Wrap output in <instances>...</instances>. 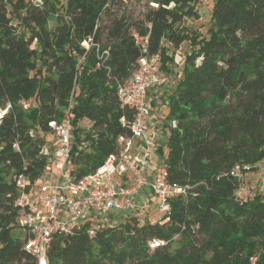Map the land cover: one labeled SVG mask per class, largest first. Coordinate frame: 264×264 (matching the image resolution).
Segmentation results:
<instances>
[{"label":"trees","instance_id":"1","mask_svg":"<svg viewBox=\"0 0 264 264\" xmlns=\"http://www.w3.org/2000/svg\"><path fill=\"white\" fill-rule=\"evenodd\" d=\"M126 4L0 0V109L10 106L0 119V264H35L15 203L19 179L28 191L50 164L49 123L68 112L70 173L93 174L119 138L132 136L135 113L120 105L117 85L141 57L158 56L169 76L170 50L183 44L190 51L166 97L177 127L168 130L162 168L185 196L169 199L168 214L152 224L128 215L93 236L90 222L55 234L47 264H264V196L240 198L235 182L216 180L236 165L254 171L264 159V0H212L207 37L184 24L199 18L197 0H146L135 20ZM90 37L98 54L81 46ZM136 37L146 38L144 48ZM151 241L163 245L151 249Z\"/></svg>","mask_w":264,"mask_h":264},{"label":"built area","instance_id":"2","mask_svg":"<svg viewBox=\"0 0 264 264\" xmlns=\"http://www.w3.org/2000/svg\"><path fill=\"white\" fill-rule=\"evenodd\" d=\"M27 1L40 7L44 0ZM49 1L61 6L65 0ZM148 6L158 7L153 2ZM135 40L143 48L147 44L146 38L136 37ZM81 46L85 52L93 48L98 54L99 45L93 42L92 37L83 41ZM101 56L108 57L107 51H102ZM161 83H166V79L160 72L158 56L141 57L131 76L116 87L120 105L133 108L135 113L129 125L132 136L119 138L116 152L93 174L80 179L71 175L69 167L72 142L70 115L65 112L62 120L49 123L54 144L49 147L47 143L43 154L50 164L38 183L28 191H25V180L19 179L20 195L15 203L20 209L17 223L24 233L23 248L35 264H47L48 244L55 234L70 233L75 226L90 222L88 234L93 236L101 225L116 224L128 215L142 216L147 205H155L157 212L164 216L170 211L169 199L185 196V188L168 183L163 168H151L150 165L152 152L161 138L156 137V131L163 124L150 117L147 97L149 90ZM9 108L6 105L0 109V119ZM120 121L124 122L123 119ZM164 126L176 129L177 123L171 120ZM247 176L253 177L250 188H247ZM220 179L232 180L240 192L248 193L250 197L264 196V159L254 171L250 166L236 165L219 173L216 180ZM147 194L154 199L147 198ZM136 198H140L142 206ZM148 223L153 222L148 219ZM159 245L163 243H149L151 249Z\"/></svg>","mask_w":264,"mask_h":264},{"label":"rangeland","instance_id":"3","mask_svg":"<svg viewBox=\"0 0 264 264\" xmlns=\"http://www.w3.org/2000/svg\"><path fill=\"white\" fill-rule=\"evenodd\" d=\"M145 1L146 0H127V4H126L127 17L132 18L134 20L140 19L141 14L145 10L144 9ZM211 8H212V0H197L196 10L199 15V18L196 20L195 19L186 20L184 22L185 26L190 31L195 30L200 34V36L207 37V30L210 28L211 25L210 22ZM54 24L55 21L53 18L52 20L49 21L48 26L51 28L54 26ZM102 40L103 43L105 44L106 35L105 36L103 35ZM189 51H190V47L187 44L181 45L178 50H174V51L170 50V54L173 58V65L171 66V71H172L171 74L167 76L168 84L162 90L153 87L150 89L153 92L148 93V94H152V96L154 97V98L151 97L152 105L149 106V113H154L155 117L153 118L157 119L159 123L163 124V126H161L162 134L159 136V138L160 137L161 138L156 143V147L151 155V163H150L151 168L160 169L163 167V162L167 152L166 137L169 130L167 126H164L167 125V123L169 122L168 121L169 105L166 97L167 95L171 94L174 91L183 69L185 56L189 53ZM82 127L85 128V130H87L88 123L84 122ZM49 139H50L49 137L45 138L47 142ZM159 149L161 150V153L160 151H158ZM252 179L253 177L250 176L246 177L247 188H250V186L252 185L251 184ZM236 195L240 198H245V199L251 198L248 193H242L240 192V190L236 191ZM162 217L163 215L157 212L155 205H149L148 207L144 208L143 215L138 218L140 222L143 223V222H148V219L151 222H157Z\"/></svg>","mask_w":264,"mask_h":264},{"label":"crops","instance_id":"4","mask_svg":"<svg viewBox=\"0 0 264 264\" xmlns=\"http://www.w3.org/2000/svg\"><path fill=\"white\" fill-rule=\"evenodd\" d=\"M163 75V74H162ZM164 76V78L166 79V83H161V84H159L158 86H156V88L157 89H163L167 84H168V77L167 76H165V75H163ZM165 90V89H164ZM163 90V91H164ZM150 93L151 92H153V91H149ZM165 93V92H164ZM151 97H153L152 96V94H148V97H147V107H149L150 105H152L151 104V102H152V100H151ZM154 98V97H153ZM155 117L154 116V113H150V117ZM157 133H156V137L158 138L159 137V135H161L162 134V132H161V129H159V130H157L156 131ZM50 139L48 140V145H49V147H52L53 146V144H54V139H53V137L52 136H50L49 137ZM159 140V139H158ZM158 142V141H157ZM156 147V146H155ZM155 149V148H154ZM153 198L154 199V197L153 196H151L150 194H147V198ZM136 200H137V203L140 205V206H142V203H141V201H140V198H136ZM149 205H147L146 207H148ZM122 215H123V213H122Z\"/></svg>","mask_w":264,"mask_h":264}]
</instances>
